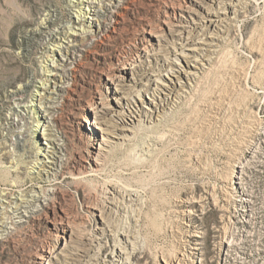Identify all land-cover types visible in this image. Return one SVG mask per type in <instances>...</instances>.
<instances>
[{
  "label": "bare ground",
  "instance_id": "bare-ground-1",
  "mask_svg": "<svg viewBox=\"0 0 264 264\" xmlns=\"http://www.w3.org/2000/svg\"><path fill=\"white\" fill-rule=\"evenodd\" d=\"M67 1L69 18L56 21L49 9L44 21L32 27L33 34L47 40L40 74H31L8 91L14 115L21 128L27 127L15 143L20 161L0 189V248L12 242L17 229L42 215L47 239L32 251L34 264H221L226 240H219L214 262L196 226L187 234L190 244L152 258L137 230L143 212L140 195L104 171L116 148L130 145L134 160L148 158L160 133L152 128L142 135L140 127L157 126L166 111L204 90L206 75L217 69L224 40L234 35L235 23L246 18L249 2H166L155 27L142 23L138 36L109 58L103 49L106 41L121 28L135 0ZM248 34L245 31L244 39ZM92 59L97 60L92 65L94 80L85 96L80 73ZM215 91L205 101H219ZM62 109L75 118L85 145L79 136L55 127ZM253 120L248 119L242 134L250 132ZM222 128L221 139L226 132ZM226 190L215 196L206 187L199 196L185 197L179 204L183 218L190 222L212 209L223 222L231 198ZM65 193L78 201L79 218L70 217L62 206Z\"/></svg>",
  "mask_w": 264,
  "mask_h": 264
},
{
  "label": "rangeland",
  "instance_id": "rangeland-1",
  "mask_svg": "<svg viewBox=\"0 0 264 264\" xmlns=\"http://www.w3.org/2000/svg\"><path fill=\"white\" fill-rule=\"evenodd\" d=\"M175 1H133L121 28L106 41L103 49L107 56L121 52L127 41L138 36L143 24L155 27L164 4ZM246 1L249 14L235 23L234 35L224 40V52L217 69L206 75L204 90H196L187 102L166 111L157 126L140 127L142 135L152 128L160 133L148 158L134 160L133 146L128 145L116 148L107 160L104 175L140 195L143 212L137 230L152 258L190 244L187 234L196 226L201 228L205 251L214 262L219 257L218 242L224 239L228 245L221 264H264V0ZM49 9L54 10L56 21L71 14L67 0H0V189L20 161L21 151L15 143L20 130L24 133L27 127L21 128L14 115L8 91L43 69L47 40L32 29L44 21ZM245 31L248 40L243 37ZM96 62L92 59L80 73L81 95L88 94ZM215 90L220 100L205 101ZM56 118L60 133L79 136L80 145H85L73 116L62 109ZM248 119H254L251 130L242 134ZM222 127L226 132L221 139L218 130ZM206 187L213 189L215 196L228 189L227 217L220 223L218 212L209 209L194 215L193 221L185 220L181 200L201 195ZM77 204L74 196L65 193L62 206L72 218H79ZM219 227L223 235L218 233ZM12 239L0 248V264H34L32 251L47 239L44 217L17 229Z\"/></svg>",
  "mask_w": 264,
  "mask_h": 264
}]
</instances>
